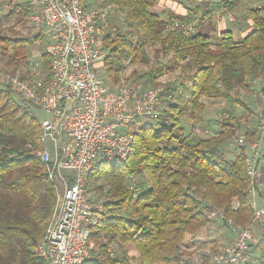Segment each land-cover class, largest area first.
<instances>
[{
  "label": "trees",
  "instance_id": "1",
  "mask_svg": "<svg viewBox=\"0 0 264 264\" xmlns=\"http://www.w3.org/2000/svg\"><path fill=\"white\" fill-rule=\"evenodd\" d=\"M7 1L13 0H0ZM95 1L100 2L82 3L92 8ZM103 1L112 5L108 15L111 26L102 35L105 57L100 63L101 78L111 86L118 85L124 79L126 61L148 64V45L159 43L155 54L161 61L139 79L144 87L163 86L164 110L157 119L137 118L132 122L133 143L126 160L98 162L89 170L87 192L100 177L108 188L103 216L91 227L90 239L95 245L85 264H179L206 242L211 222L222 223L234 235L227 218L236 226H244L253 216L255 198L257 205L263 203V187L256 196L251 194L247 144L233 140L236 127L249 142L258 136L253 110L241 92L256 87L264 108V5L248 9L253 29L237 40L231 29L211 33L210 23L209 28L202 29L210 20L206 17L210 9L198 16L203 9L199 4L185 5L177 0L184 4L186 13L169 14L154 8L156 0ZM222 3L224 8L217 12L234 10L240 0ZM18 6L11 4L7 15L22 14L19 20L24 21L29 8L17 10ZM174 22H192L195 31L184 33L170 27ZM0 41L1 53L10 50L8 55L18 61L26 56L29 45L43 38L0 32ZM43 56L49 69L51 57ZM176 70L178 78L172 83L161 81ZM202 97L240 105L243 113L224 115L213 132L202 127L189 136L182 117L204 120L207 108ZM39 133L40 120L32 114L30 103H20L10 87L0 83V264H45L35 247L55 211L57 190L37 155L41 149ZM6 152L17 156L8 158ZM260 161L264 170V138ZM137 176L144 180L135 186ZM234 202L240 203L237 210ZM213 209L221 210L226 218H209ZM257 231L260 238L254 246L260 248V255L256 259L264 264V228ZM127 247L136 254L130 256ZM208 256H203V264H208Z\"/></svg>",
  "mask_w": 264,
  "mask_h": 264
},
{
  "label": "built area",
  "instance_id": "2",
  "mask_svg": "<svg viewBox=\"0 0 264 264\" xmlns=\"http://www.w3.org/2000/svg\"><path fill=\"white\" fill-rule=\"evenodd\" d=\"M24 3L29 8L31 34L40 35L44 47L13 66L0 62V83L50 115L40 120L41 149L37 155L57 190V202L35 253L45 264H85L94 247L91 227L100 221L104 209L103 203L86 190L87 174L95 163L114 164L128 158L133 143L132 122L161 115L163 86L144 87L125 79L110 86L101 78L100 63L105 57L102 35L108 26L111 5L86 8L82 0H24ZM170 27L180 28L184 33L195 31L192 22L185 25L174 22ZM44 54L51 57L49 69ZM263 138L264 108H261L257 138L249 142L236 127L233 140L247 144L245 160L254 196L264 188L260 163ZM6 153L8 158L17 156L14 152ZM262 198L261 205L256 204L255 198L253 216L244 226H236L227 218L235 233L229 242L209 255L208 264H260L252 256L251 248L257 244L256 229L264 228V195ZM239 206V202H234L235 210ZM216 217L226 218L219 209L209 211V218ZM195 262L189 256L179 264Z\"/></svg>",
  "mask_w": 264,
  "mask_h": 264
},
{
  "label": "rangeland",
  "instance_id": "3",
  "mask_svg": "<svg viewBox=\"0 0 264 264\" xmlns=\"http://www.w3.org/2000/svg\"><path fill=\"white\" fill-rule=\"evenodd\" d=\"M14 2L19 5L17 10H20L23 6H26L24 3V0H15V1L13 0L11 2L7 1L3 3L0 2V32L3 33L4 35H9L13 37L29 35L31 34V31H30V25L28 23V20L27 19H25L24 21L19 20V17L22 16V14L18 15L17 13L14 16L7 15L9 8L11 7V4H13ZM104 2L105 1L103 0H100V2L95 1L94 3H92V7H103L105 5H112L111 3H104ZM181 2L184 3L185 5L194 3L193 6L195 5L197 6L196 3H198L197 0H181ZM7 3H9L8 7L5 6ZM184 4L182 7H185ZM199 5H201L203 9L197 14L198 16H201L204 9H208V10L210 9L209 10L210 17L209 16H206V17L210 19L209 21L211 22V24L216 25V26L219 22V17L221 18L223 16L225 20L227 21L226 23H228V26L232 30L234 37L238 39L240 38L241 34L243 38V36H245L247 33H249L253 29L250 15L248 14V9L254 6H258V5H264V0H240L239 5L230 12H226V10L217 12L224 8L222 0H201ZM107 23H108V26L105 28V30L109 26H111L110 21H108ZM124 27H127V26L124 25ZM105 30H104V33H105ZM1 45H2V42L0 41V46ZM43 47H44L43 41H38L34 45H29L27 48L26 56L32 53H36L38 49L40 48L43 49ZM159 47H160L159 43H156L155 45H148L147 52L150 56V62L148 64H144L140 62L129 64V60H127L126 63H128V67L124 73V76H123L124 79H126L127 81H132L136 84L140 83L144 85V81L139 79V75L142 74L143 72H146L152 66L159 64L161 60L159 61V59H157L156 54H155L156 50ZM1 52H2V49L0 47V62L3 63L4 65L13 66L19 63V61L21 60L19 59L17 61L16 57H12V56L11 58L8 55L10 53V50L6 54H2ZM161 57L162 56L160 55V58ZM161 59L163 62L166 61V58L164 57ZM178 71L179 70H176L168 75L163 76L161 78V81L163 83H168V82L172 83L175 79L178 78ZM107 84L111 86L110 83H107ZM241 97L243 98L244 101H246L250 105L251 109L253 110L252 122L256 126L258 123L257 122L258 113L260 112V109L263 108L262 106L263 103L260 99L261 96L259 95L257 88L252 87L249 92H241ZM15 98L20 103L25 104L22 98L16 94H15ZM202 100L205 102L206 108H207L204 111L205 114H203L204 120L203 118H201L202 120L196 119L195 121H197L196 123L198 125L194 126L193 123L195 121L193 119H191L190 117H182L184 132L189 136L194 134L196 129L203 130L202 127L208 128V131L210 132L215 131L216 122L226 114L241 116L243 113V107H241L240 105L229 103L228 101L220 99V98L202 97ZM30 108H31L32 114L36 116L39 120H43V119L50 117L49 113L42 108L31 106V105H30ZM143 180L144 179L142 177L137 176L135 180L133 181V184L135 183V186H136V183L137 185H141L140 183H142ZM144 185H145V182H144ZM107 188H108L107 183L103 177L96 178L90 184L88 193L90 194L91 197H93L98 202L103 201L102 203H104L105 190ZM208 227L210 228V231H209L210 234L205 236L206 238H208V239L204 238V241L206 242L203 243L202 246L200 245V248L192 250V252L188 253L190 254L191 258L196 260L195 264H203L202 263V260L204 258L203 256H205L206 253L211 255L213 252L220 249L225 243L229 242L231 238L233 237L232 231L229 230L228 227H226L222 223L213 221L208 225ZM259 232L260 231H257L256 229L257 242L259 241V238H260ZM205 235H206V232H205ZM254 245H252V248H251L252 256L257 257L260 255V248ZM114 247H117V246L114 245ZM111 249L114 250L115 248L111 247ZM127 250L130 256L136 254L133 248L127 247ZM130 256L129 258H131ZM186 257H189V256L187 255Z\"/></svg>",
  "mask_w": 264,
  "mask_h": 264
},
{
  "label": "crops",
  "instance_id": "4",
  "mask_svg": "<svg viewBox=\"0 0 264 264\" xmlns=\"http://www.w3.org/2000/svg\"><path fill=\"white\" fill-rule=\"evenodd\" d=\"M197 2L198 3H196V4H200L201 0H197ZM182 6H183V4L179 3L177 0H156V2L154 4V8L156 10H158L160 12L169 13V14H171V13L185 14L186 9ZM209 15L210 14H208V16ZM226 22L227 21L222 16L221 18L219 17V22L217 24L218 27L216 25L211 24V22L208 21L206 23V26H201V28L206 30L207 28H209V23H210L211 28L209 29V32L216 33V32L226 30V29H230V27L228 26V23H226ZM241 39H242V34H241L240 38H238L237 40H241Z\"/></svg>",
  "mask_w": 264,
  "mask_h": 264
}]
</instances>
